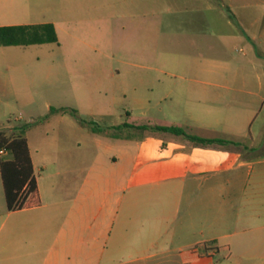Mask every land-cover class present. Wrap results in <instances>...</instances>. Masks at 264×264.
<instances>
[{
    "label": "crops",
    "instance_id": "0c3cea01",
    "mask_svg": "<svg viewBox=\"0 0 264 264\" xmlns=\"http://www.w3.org/2000/svg\"><path fill=\"white\" fill-rule=\"evenodd\" d=\"M191 5L162 31L112 18L116 52L152 65L122 90L126 115L79 114L93 132L48 104L34 145L26 131L40 204L7 211L0 176V264H264V0ZM135 109L161 116L136 125Z\"/></svg>",
    "mask_w": 264,
    "mask_h": 264
},
{
    "label": "rangeland",
    "instance_id": "374dc122",
    "mask_svg": "<svg viewBox=\"0 0 264 264\" xmlns=\"http://www.w3.org/2000/svg\"><path fill=\"white\" fill-rule=\"evenodd\" d=\"M194 2L0 0V26L51 22L58 37V44L0 46V81L10 82V92H0V120L11 119L6 128L27 125L30 142L34 145L45 129L48 104L52 111L56 108L69 113L75 110L78 115H126L131 94L124 98L122 90L129 89L131 73L147 71L152 65L133 59L130 50L127 55L116 52L111 39L112 18L123 17L124 24L135 20L155 21L162 31L164 25L187 21L190 15L184 11V6H192ZM233 56L241 58L238 52ZM7 65L12 66L9 72L5 71ZM156 67L162 68L160 63ZM133 113L135 118L128 122L136 125L161 116L155 110L135 109ZM19 116L20 120L15 121ZM9 157L2 155L0 159ZM227 255V252L217 255V262L221 263L222 257ZM231 261L247 264L239 253L234 254Z\"/></svg>",
    "mask_w": 264,
    "mask_h": 264
},
{
    "label": "trees",
    "instance_id": "16d2710c",
    "mask_svg": "<svg viewBox=\"0 0 264 264\" xmlns=\"http://www.w3.org/2000/svg\"><path fill=\"white\" fill-rule=\"evenodd\" d=\"M44 44H58V37L52 23L0 26V46L26 47ZM61 111L65 110L61 109ZM71 114L81 124L88 125L93 132H102L104 130L95 123L82 120L75 110H72ZM121 127L131 126L123 124ZM27 128V125H20L0 131V149L7 151L10 156L8 160L0 159V176L7 211L31 208L40 204L25 136ZM136 128L146 129L149 127L141 126ZM151 129L184 136L202 146H238V143L224 139H209L188 135L178 127H152Z\"/></svg>",
    "mask_w": 264,
    "mask_h": 264
},
{
    "label": "built area",
    "instance_id": "2783aa9c",
    "mask_svg": "<svg viewBox=\"0 0 264 264\" xmlns=\"http://www.w3.org/2000/svg\"><path fill=\"white\" fill-rule=\"evenodd\" d=\"M7 153V151H5L4 149H0V156L5 155Z\"/></svg>",
    "mask_w": 264,
    "mask_h": 264
}]
</instances>
